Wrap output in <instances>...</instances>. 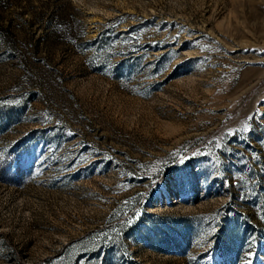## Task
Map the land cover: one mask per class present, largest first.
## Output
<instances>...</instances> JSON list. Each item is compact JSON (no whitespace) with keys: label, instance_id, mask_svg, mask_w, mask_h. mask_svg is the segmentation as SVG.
I'll use <instances>...</instances> for the list:
<instances>
[{"label":"rangeland","instance_id":"374dc122","mask_svg":"<svg viewBox=\"0 0 264 264\" xmlns=\"http://www.w3.org/2000/svg\"><path fill=\"white\" fill-rule=\"evenodd\" d=\"M0 264H264V0H0Z\"/></svg>","mask_w":264,"mask_h":264}]
</instances>
